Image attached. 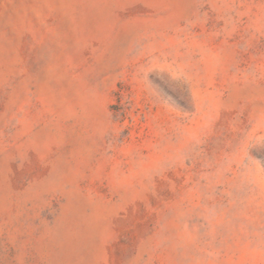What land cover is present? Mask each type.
<instances>
[{"label": "rangeland", "instance_id": "1", "mask_svg": "<svg viewBox=\"0 0 264 264\" xmlns=\"http://www.w3.org/2000/svg\"><path fill=\"white\" fill-rule=\"evenodd\" d=\"M0 264H264V0H0Z\"/></svg>", "mask_w": 264, "mask_h": 264}]
</instances>
